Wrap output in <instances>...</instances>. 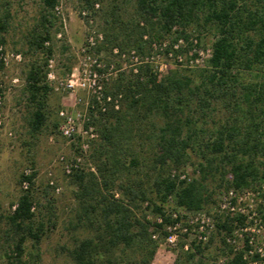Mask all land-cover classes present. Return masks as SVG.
<instances>
[{
    "label": "trees",
    "instance_id": "trees-1",
    "mask_svg": "<svg viewBox=\"0 0 264 264\" xmlns=\"http://www.w3.org/2000/svg\"><path fill=\"white\" fill-rule=\"evenodd\" d=\"M98 2V50H133L144 57L153 40L173 42L194 32L198 41L199 34L213 36L204 67L159 77L152 64L143 62L134 75L105 82L104 94L112 99L121 95L118 109L111 105L95 115L89 107L87 112V124L99 133L90 150L97 173L72 174L77 188L69 224L77 235L68 256L72 264H150L167 234L159 231V237H153L157 230L150 229L141 214V202L148 201L151 211L161 215L162 222L153 224L159 229L171 222L163 213L171 194L177 206L190 210L214 205L215 197L229 188L261 189L264 199V0H80L81 7L89 8ZM40 3L41 31L33 30L28 48L47 57L42 64H30L24 85L28 124L35 132L48 117L52 87L45 67L53 48L44 42L52 38L58 0ZM9 16L6 12L3 19ZM0 27L5 29V20ZM143 144H149L151 155L149 169L142 171L138 165ZM190 152L198 158L197 176L176 181L169 171L184 165ZM34 176L35 171L20 173L18 184L27 181L30 189L19 196L8 220L38 243L42 232L40 224L34 226L31 211ZM230 220L226 216L216 222L223 250L228 251L224 235ZM25 238L22 234L14 241L12 258L23 255ZM196 251L202 252L200 245ZM194 256L181 247L174 264H186ZM241 263L242 253H237L227 264Z\"/></svg>",
    "mask_w": 264,
    "mask_h": 264
},
{
    "label": "rangeland",
    "instance_id": "rangeland-1",
    "mask_svg": "<svg viewBox=\"0 0 264 264\" xmlns=\"http://www.w3.org/2000/svg\"><path fill=\"white\" fill-rule=\"evenodd\" d=\"M126 7L131 10L129 5ZM98 8L95 4L93 8L81 7L80 0H58L57 8L53 11L55 25L52 27V38L48 44L44 43L45 46L52 45L53 48L50 56L52 60L49 62L47 59L45 67L47 72L51 71L54 75L52 79H46L52 87L46 107L48 117L41 130L35 132L28 124L29 108L24 85L30 64H42L47 57L45 52H34L28 48L33 30L41 31V3L40 0H0V25L5 20V29L0 27V38L4 39L1 46L8 59L7 64L0 63V264H72L68 249L73 246V238L77 235L69 224L75 206L73 195L77 188L76 179L72 174L76 170L97 173L90 150L98 140L99 133L95 128L97 136L91 140L77 137L71 140L61 134L58 128L61 122L58 110L66 108L73 114L81 113L84 111L83 102L93 99L94 96L92 92L79 86L69 92L60 83L69 78L71 72H74L80 81L88 82L85 78L87 76L84 75L88 74L89 70L97 69L94 60L104 64L109 82L122 74L129 77L134 75L133 67L139 65L131 51L120 53L117 48L116 52L114 48L111 51L105 48L98 50L96 44L87 52L82 50L89 35H96L99 29V17L96 14ZM6 12H9L10 16L3 19ZM192 34L197 33H189ZM199 36L201 47L210 45L212 34L203 33ZM147 50L146 55H150V47ZM17 53L20 54V60L15 58ZM137 57L145 59V56ZM49 63L51 66H48ZM187 68L169 61L161 66L159 75L164 77L174 71L184 74L188 72ZM118 102L120 106L121 99H118ZM54 122H57L56 128L53 126ZM86 140L88 147L84 151L81 145ZM77 148L80 151H77ZM150 155L149 144H143L138 165L142 171L149 169ZM197 161L195 153L190 152L189 160L181 167L172 168L169 175L178 181L177 175L184 171L191 179L197 176ZM74 164H77V167ZM66 167H70V172H66ZM32 171H35L32 187L35 202L31 211L35 214L34 226L40 224L38 228L42 232L38 243L26 235V229L17 230L8 220L19 196L30 189V185L27 189L19 185L18 177L22 172ZM172 173L175 175L172 176ZM143 180L148 183L146 179ZM112 193H116V197L121 196L116 189H113ZM218 195L215 197L216 202ZM215 207L216 203L202 209L212 213ZM140 210L150 222V229L157 230L153 236L157 239L159 231H165L164 227L168 223H164L159 229L153 226L155 217L161 215L151 211L148 201L140 203ZM176 210L177 204L171 194L163 213L169 216L170 211ZM218 219L222 220L215 218L214 229L209 240L203 245L179 234L176 245L170 247L165 237L159 243L150 264H174L181 247L185 251V243H189L187 250L190 249L195 255L193 260L186 264H197L198 260H203L206 264H217L220 257H226L227 264L234 254L232 250H223L216 231ZM22 234L26 236L23 255L19 259L12 258L15 256L14 241ZM197 245L201 246V253L196 251Z\"/></svg>",
    "mask_w": 264,
    "mask_h": 264
},
{
    "label": "built area",
    "instance_id": "built-area-1",
    "mask_svg": "<svg viewBox=\"0 0 264 264\" xmlns=\"http://www.w3.org/2000/svg\"><path fill=\"white\" fill-rule=\"evenodd\" d=\"M98 7V3H95ZM57 8V5L55 9ZM84 14L85 11H82ZM101 39V35H97ZM146 38V36H144ZM48 44L49 41H45ZM97 43L95 35H89L87 38V44L82 48L84 52L90 50L93 45ZM150 55H146L145 59H138L137 54L132 50V54L138 64L143 62H149L153 65V68L157 71L158 76L161 66L169 61H173L179 66L195 68L204 67L211 57L212 48L211 45L201 47L196 35H190L188 39L179 37L177 40L171 42L166 38L161 41L153 40L150 44ZM116 52V48L113 49ZM15 58L20 60V54H16ZM51 62V58L48 59ZM7 56L2 51L0 45V63L7 64ZM94 63L98 66L97 69L89 70L88 74L85 73L84 77L87 81L79 80L74 72H71L70 77L60 85L64 86L65 90L73 92L75 87H81L88 92L93 93V99L83 102L84 111L73 114L66 108H60L58 115L61 122L58 126L61 134L71 140L75 137L85 139H95L97 132L94 130V126L87 124L88 122V109L89 107L97 115V110L106 111L109 106H113L114 109L119 108L118 99L111 97L109 94H104V81L108 80V72L104 70V64L101 61L94 60ZM48 66H51L49 63ZM137 67H133V70L137 71ZM54 77L51 71L46 73V79H52ZM82 79V78H81ZM1 102V94H0ZM82 143V142H81ZM88 147L87 140L81 145V148L85 151ZM79 159V158H78ZM77 167V164H74ZM66 172H70V167H66ZM175 174L172 173V176ZM178 181L190 180L188 174L184 171L179 173ZM23 188L28 187V182L22 183ZM115 196L117 194L115 193ZM171 195L167 197L170 199ZM16 205L13 206V209ZM33 206H31V209ZM178 210L170 211L169 216L171 222L165 225L166 240L170 247H174L177 242L179 234H183L194 240L201 245L205 244L210 237L211 231L214 229L215 218L224 219L226 216L231 218V228L224 237V241L227 246L230 247L232 253H242L241 264H264V199L262 197V190L257 189H242L229 188L222 191L218 195L216 207L212 213L205 209H187L185 207L177 206ZM156 223L162 222V217L157 215L155 217ZM189 243L184 244L185 250H187ZM226 257H220L217 260V264H225Z\"/></svg>",
    "mask_w": 264,
    "mask_h": 264
}]
</instances>
